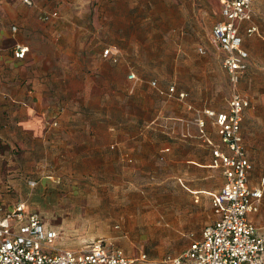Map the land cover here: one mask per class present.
I'll return each instance as SVG.
<instances>
[{
    "label": "crops",
    "instance_id": "obj_1",
    "mask_svg": "<svg viewBox=\"0 0 264 264\" xmlns=\"http://www.w3.org/2000/svg\"><path fill=\"white\" fill-rule=\"evenodd\" d=\"M33 1L34 5L29 6L22 0H0V109L6 112L16 128L35 133L44 141L47 140L43 136L44 130L53 124L55 127H50L48 132H56V158L61 159V154L68 153V158L78 161L77 165L86 171L107 170L100 161L108 159L109 147L114 142L122 151V159L125 152L129 157L133 154L126 145L159 147L160 159L165 160L166 169H170L164 171L165 180L161 186L165 192L163 221L166 236L172 241V248L180 253L167 257L166 262L174 264L173 260L182 256L190 244L202 238L206 227L220 219L212 200L221 190L225 178L221 170L211 166L213 148L200 137L197 121L205 120L207 135L227 151L219 138L215 118L206 116L205 111L226 113L229 102L221 104L210 100L209 90L205 88L204 80L199 82L198 73L196 87L187 88L171 84L174 76L167 71V65L174 70V64H177V60L167 59L174 45L178 47L179 43L180 47L193 49L201 43L207 45L206 41L189 39L185 26L192 17L188 21V13L183 7L179 9L182 20L178 23L155 7L151 11L155 13L153 31L165 33L164 43L149 40L143 46L139 39L127 40L119 30V18L114 12L122 9L108 6L93 9L87 3H76L77 0ZM216 1L221 9L210 23V44L214 26L223 19L221 0L207 2L217 6ZM58 4L60 6L56 7ZM53 13H58V17L49 20L42 17ZM202 13L203 10L199 11ZM194 20L200 21V15L196 14ZM238 25L243 47L249 53L250 68L256 59H264V0H252V19ZM252 27H256L257 32L250 35L248 30ZM170 36L173 39L177 36L176 42L169 39ZM17 45L29 48L25 58L15 56ZM108 49L111 53L106 57L104 53ZM216 51L223 68L224 53ZM150 53L162 56L159 61H154ZM199 53L205 55L206 51L200 47ZM193 56L196 57L194 53L185 55L187 68L196 62ZM248 70L241 78L239 88L241 85L244 89ZM223 71L225 76L224 68ZM131 74L136 79H130ZM172 87L176 90L173 94L170 93ZM181 93L186 95L182 99L179 98ZM243 96L251 106V99L244 93ZM249 108L241 127L244 139H251L255 134L252 121L256 116ZM110 112H115V116ZM111 119H116V125H110ZM247 156L250 161L253 154L247 151ZM250 163L249 184L259 187L262 180L258 182L254 162ZM70 171L77 170L71 168ZM128 172L150 176L157 171ZM1 204L7 209L16 206L0 197ZM258 214L251 215L255 224ZM256 226L264 235V230ZM98 240L102 239L92 241L86 249ZM58 241L59 235L56 243ZM102 241L114 247L107 240ZM183 264L191 262L184 261Z\"/></svg>",
    "mask_w": 264,
    "mask_h": 264
},
{
    "label": "rangeland",
    "instance_id": "obj_2",
    "mask_svg": "<svg viewBox=\"0 0 264 264\" xmlns=\"http://www.w3.org/2000/svg\"><path fill=\"white\" fill-rule=\"evenodd\" d=\"M207 1L77 0L76 3L84 2L99 10L107 6L122 9L114 12V16L119 18V30L127 40L139 39L143 46L149 40L164 43L165 33L153 31L155 13L151 11L155 7L159 13L169 14L172 22L177 23L182 20L179 9L185 8L188 21L192 17L185 26L189 39H204L207 45L201 43L193 49L180 47L179 43L178 47L174 45L170 49L172 54L167 57L177 60L174 70L167 65V71L174 76L170 82L177 87L192 88L196 87L199 75V82L204 80V86L209 90L210 100L228 104L231 86L226 74H222L220 55L209 41L210 23L214 15L220 13L221 6L217 1V6ZM201 10L203 13L199 14ZM196 14L200 15L198 22L194 20ZM177 36L169 39L176 42ZM200 47L206 51L205 55L199 53ZM193 53L196 62L187 68L185 55ZM161 56L150 53L154 61H159ZM247 73L244 89L241 85L239 89L251 99L249 110L252 109L256 118L252 121L254 137L245 138L244 145L253 154L249 158L254 162L260 182L264 178V59H256ZM110 114L115 116L116 113ZM109 123L116 125V119ZM52 126L48 125L44 130L43 136L47 138L44 141L35 133L16 128L6 112L0 109V197L11 206L25 204L27 212L37 213L49 229L58 233L60 242L56 246L61 249L80 251L94 240L105 239L115 248L123 249L135 260L134 264H168V256L180 255L170 245L172 241L168 240L164 228L165 192L161 185L165 180L164 171L170 169H166L165 160L160 159L159 147L126 145L133 154L129 157L125 152L122 159V151L114 142L109 147L108 159L100 161L107 170L86 171L77 165L78 161L68 158V153L61 154V159L56 158V132H48ZM150 156L151 160L148 159ZM71 168L77 171H70ZM128 171L157 172L143 176ZM257 217L256 224L264 230V199ZM142 255L146 257L142 258Z\"/></svg>",
    "mask_w": 264,
    "mask_h": 264
},
{
    "label": "built area",
    "instance_id": "obj_3",
    "mask_svg": "<svg viewBox=\"0 0 264 264\" xmlns=\"http://www.w3.org/2000/svg\"><path fill=\"white\" fill-rule=\"evenodd\" d=\"M22 1L34 5L33 0ZM221 4L223 20L214 26L211 44L224 53L223 68L231 84V98L228 112L217 114L206 110L205 115L215 118L219 138L227 151L207 135L205 120L197 121L200 137L213 148L211 166L221 170L225 178L221 190L213 195L212 200L220 219L206 227L202 238L190 244L182 256L173 260L174 264H183L184 261L191 264H264V235L251 220V215L261 210L264 178L259 187L249 184L252 166L241 127L250 101L239 89L240 80L249 68V53L243 47L238 24L252 19V0H221ZM42 17L49 20L58 17V13ZM256 32V27L248 30L250 35ZM27 52L29 48L21 45L14 50L18 59L25 58ZM110 53L111 49H108L104 55L107 57ZM129 78L136 79V76L131 74ZM175 91V87L170 89L171 94ZM185 96L179 94L181 99ZM57 239L58 233L46 227L37 213L27 212L25 204L11 209L0 205V264L134 263L123 250L108 246L102 240L86 250L74 251L58 248Z\"/></svg>",
    "mask_w": 264,
    "mask_h": 264
}]
</instances>
